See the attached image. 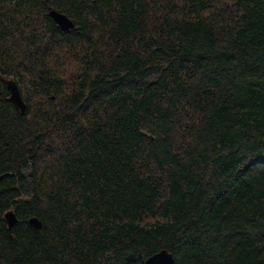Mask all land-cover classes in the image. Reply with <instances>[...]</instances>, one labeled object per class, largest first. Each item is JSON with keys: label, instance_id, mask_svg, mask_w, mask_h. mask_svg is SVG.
I'll use <instances>...</instances> for the list:
<instances>
[{"label": "trees", "instance_id": "16d2710c", "mask_svg": "<svg viewBox=\"0 0 264 264\" xmlns=\"http://www.w3.org/2000/svg\"><path fill=\"white\" fill-rule=\"evenodd\" d=\"M0 174V264H264V0H0Z\"/></svg>", "mask_w": 264, "mask_h": 264}, {"label": "water", "instance_id": "95a60500", "mask_svg": "<svg viewBox=\"0 0 264 264\" xmlns=\"http://www.w3.org/2000/svg\"><path fill=\"white\" fill-rule=\"evenodd\" d=\"M48 15L54 20L56 27L63 31H70L75 28V22L66 13L53 8L48 7ZM5 84L9 90V98L15 103L19 108L21 113L25 112V102L22 100L18 86L13 78L4 77ZM2 174H0V178ZM4 220L6 223V228L8 231L11 230L14 224L18 221L17 215L13 209H7L4 214ZM28 223L35 228L41 227V221L35 215L28 217ZM174 258L172 252L168 251L166 248H161L160 250L148 255L144 259L145 264H173Z\"/></svg>", "mask_w": 264, "mask_h": 264}, {"label": "bare ground", "instance_id": "6f19581e", "mask_svg": "<svg viewBox=\"0 0 264 264\" xmlns=\"http://www.w3.org/2000/svg\"><path fill=\"white\" fill-rule=\"evenodd\" d=\"M115 3H116V1H115ZM195 13H196V12H195ZM193 14H194V13H193ZM58 37H59V36H58ZM61 37H62V36H61ZM66 37H67V36H66ZM69 38H70V36H69ZM69 38H68V39H69ZM60 39H61V38H60ZM65 39H66V38H65ZM68 39H67V40H68ZM71 39H72V37H71ZM61 40H63V38H62ZM73 41H74V39H73ZM73 41H72V42H73ZM76 41H77V40H76ZM59 42H60V41H59ZM61 43H62V42H61ZM65 43H66V42H65ZM68 45H69V44H68ZM60 46H61V45H60ZM57 47H58V46H57ZM62 47H64V46H62ZM67 48H68V47H67ZM68 49H69V48H68ZM82 66H83V65H82ZM83 69H85V68L83 67ZM89 71H90V70H89ZM78 73H79V72H78ZM80 75H81V74H80ZM150 75H151V74H150ZM150 119H151V118H150ZM148 124H149V123H148ZM145 127H146V126H145ZM148 127H149V126H148ZM155 130H156V129H155ZM187 130H188V128H187ZM162 137H163V136H162ZM143 138H144V137H143ZM144 139H145V138H144ZM159 140H160V139H159ZM147 142H148V141H147Z\"/></svg>", "mask_w": 264, "mask_h": 264}]
</instances>
